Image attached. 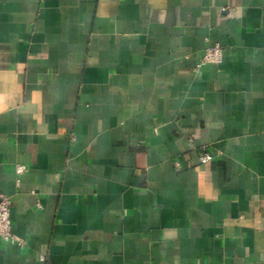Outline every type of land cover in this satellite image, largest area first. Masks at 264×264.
<instances>
[{"label": "crops", "instance_id": "1", "mask_svg": "<svg viewBox=\"0 0 264 264\" xmlns=\"http://www.w3.org/2000/svg\"><path fill=\"white\" fill-rule=\"evenodd\" d=\"M0 193V264H264V0H0Z\"/></svg>", "mask_w": 264, "mask_h": 264}, {"label": "built area", "instance_id": "2", "mask_svg": "<svg viewBox=\"0 0 264 264\" xmlns=\"http://www.w3.org/2000/svg\"><path fill=\"white\" fill-rule=\"evenodd\" d=\"M222 49L218 44H209L200 60L199 66L205 64L217 65L222 59ZM212 160V156L209 152H203L198 156L199 164H206ZM176 169L181 168L179 162L174 163ZM188 167L192 166L191 163L187 164ZM25 167L23 165L16 166V172L18 174L23 173ZM11 202L7 196L0 193V240L6 244H18L22 245L23 241L20 240L11 231V219H10ZM43 260L44 258L41 257Z\"/></svg>", "mask_w": 264, "mask_h": 264}]
</instances>
